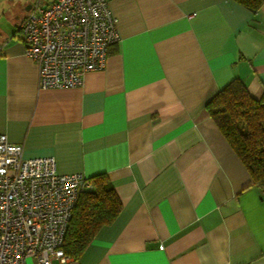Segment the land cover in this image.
<instances>
[{"label": "crops", "instance_id": "crops-1", "mask_svg": "<svg viewBox=\"0 0 264 264\" xmlns=\"http://www.w3.org/2000/svg\"><path fill=\"white\" fill-rule=\"evenodd\" d=\"M8 3L0 134L60 173H104L121 202L64 264H264V192L206 110L236 78L264 96V1L109 0L119 40L106 68L53 89L38 88L20 32L36 2L15 16Z\"/></svg>", "mask_w": 264, "mask_h": 264}, {"label": "built area", "instance_id": "built-area-1", "mask_svg": "<svg viewBox=\"0 0 264 264\" xmlns=\"http://www.w3.org/2000/svg\"><path fill=\"white\" fill-rule=\"evenodd\" d=\"M20 32L39 89L81 86L87 72L106 68L119 40L109 0H37ZM22 151L0 134V264H64L74 206L93 182L58 172L53 156L24 158Z\"/></svg>", "mask_w": 264, "mask_h": 264}, {"label": "trees", "instance_id": "trees-1", "mask_svg": "<svg viewBox=\"0 0 264 264\" xmlns=\"http://www.w3.org/2000/svg\"><path fill=\"white\" fill-rule=\"evenodd\" d=\"M257 11L264 0H234ZM206 110L240 159L254 185L264 192V96L256 98L240 79L231 80L207 103ZM93 188L80 193L62 245L77 256L98 230L118 214L121 202L104 173L89 178Z\"/></svg>", "mask_w": 264, "mask_h": 264}, {"label": "rangeland", "instance_id": "rangeland-1", "mask_svg": "<svg viewBox=\"0 0 264 264\" xmlns=\"http://www.w3.org/2000/svg\"><path fill=\"white\" fill-rule=\"evenodd\" d=\"M26 1L27 0H18L17 1V5L14 8L13 7V4H12L13 0H11V3H8L7 4V6L9 7V9L7 7L6 11L10 12V14L11 15H14V16L16 15V13L14 14V12H16L17 10L20 12L19 14H23L25 12V7H26L25 2ZM28 1H34V2H36L37 0H28ZM46 1H50V0H42V3H45ZM29 260H30V258L27 260V263H29Z\"/></svg>", "mask_w": 264, "mask_h": 264}]
</instances>
